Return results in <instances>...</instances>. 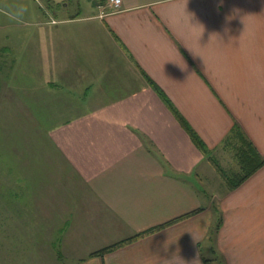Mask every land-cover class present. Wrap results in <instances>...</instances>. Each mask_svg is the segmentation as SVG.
<instances>
[{"label": "crops", "instance_id": "crops-1", "mask_svg": "<svg viewBox=\"0 0 264 264\" xmlns=\"http://www.w3.org/2000/svg\"><path fill=\"white\" fill-rule=\"evenodd\" d=\"M40 1L0 53L32 65L17 101L50 125L58 174L26 203L2 195L0 264H264V164L208 192L224 184L176 117L208 150L264 157V0Z\"/></svg>", "mask_w": 264, "mask_h": 264}, {"label": "rangeland", "instance_id": "rangeland-1", "mask_svg": "<svg viewBox=\"0 0 264 264\" xmlns=\"http://www.w3.org/2000/svg\"><path fill=\"white\" fill-rule=\"evenodd\" d=\"M2 1L6 2L2 3ZM17 1L0 0V26L4 23H14L13 25H15L9 29L0 27V48L10 43L17 46L18 41L23 40V37L28 34L29 40L33 28L29 25L27 29L23 30L22 25L26 22L25 20L35 22L43 18L44 14L38 8V3H41L40 0L37 2L30 0L37 12L34 16L30 15L29 17L21 16L22 11H19ZM80 3L82 0H72L66 14L79 12V5L80 7L83 6V3ZM1 10L10 13H4ZM24 54H19L17 51L10 54L0 53V207L2 195L5 197L10 195L12 198L17 194L20 196V200L26 203L29 199L31 200L34 191L44 186L45 188L41 189V195H43L48 190L47 184L58 174L57 167L51 163L54 154L53 151H50L52 146L46 130L50 125L33 123L32 105L25 108L18 105L17 98L23 94L22 86L32 85L35 79L32 73V65L29 63L30 61L27 65ZM9 88L12 89L10 92L11 100L3 96L8 94ZM1 90L5 92H1ZM29 101L32 103L31 100ZM227 146L230 148L228 151L221 150V148L216 151L208 150L206 159L212 165V160L217 162L228 176H232L233 173L236 174L241 170L238 154L240 147L239 145ZM214 169L216 171V173L213 172L215 182L218 185L219 182L221 184L223 182L224 185L222 188H218L219 186L215 189L208 187L205 190L220 195L222 190L226 189L225 181L215 167ZM38 183L39 187L37 186ZM1 246L2 237L0 236V259Z\"/></svg>", "mask_w": 264, "mask_h": 264}, {"label": "trees", "instance_id": "trees-1", "mask_svg": "<svg viewBox=\"0 0 264 264\" xmlns=\"http://www.w3.org/2000/svg\"><path fill=\"white\" fill-rule=\"evenodd\" d=\"M176 117L178 118L181 125L184 127V129L188 132L189 136L191 137L192 141L205 153L208 152V148L205 145V143L200 139V137L197 135V133L191 128V126L188 125V123L181 117L179 114L176 113ZM245 146L243 144L239 148V160L241 164V170L238 171L236 174H232V176H228L225 170L215 161L212 160V163L218 173L222 176L225 183L227 184L229 189H233L237 187L239 184H241L245 179H247L253 172H255L260 166L264 164V157L260 156L256 149L250 145L247 141L244 142ZM190 213L183 215L180 218L186 217ZM179 219V218H177ZM177 219L170 220L162 225L150 228L148 230H145L143 232H140L128 239H125L119 243L113 244L111 246H108L106 248H103L101 250L95 251L92 254H104L120 245H123L127 242H130L138 237H141L143 235L149 234L155 230H158L159 228H162L163 226H166Z\"/></svg>", "mask_w": 264, "mask_h": 264}, {"label": "built area", "instance_id": "built-area-1", "mask_svg": "<svg viewBox=\"0 0 264 264\" xmlns=\"http://www.w3.org/2000/svg\"><path fill=\"white\" fill-rule=\"evenodd\" d=\"M122 6V0H106L104 4L100 5L101 14L110 13L120 9Z\"/></svg>", "mask_w": 264, "mask_h": 264}, {"label": "clouds", "instance_id": "clouds-1", "mask_svg": "<svg viewBox=\"0 0 264 264\" xmlns=\"http://www.w3.org/2000/svg\"><path fill=\"white\" fill-rule=\"evenodd\" d=\"M228 19H231V17H228Z\"/></svg>", "mask_w": 264, "mask_h": 264}]
</instances>
